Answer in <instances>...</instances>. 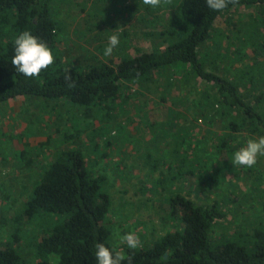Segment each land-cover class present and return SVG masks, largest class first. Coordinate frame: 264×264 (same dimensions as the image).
<instances>
[{
	"label": "rangeland",
	"instance_id": "rangeland-1",
	"mask_svg": "<svg viewBox=\"0 0 264 264\" xmlns=\"http://www.w3.org/2000/svg\"><path fill=\"white\" fill-rule=\"evenodd\" d=\"M174 2L151 8L143 0H53L59 51L66 62L85 67L164 47ZM113 33L120 44L105 57ZM198 54L255 104L252 98L264 92V5L224 11ZM214 92L211 83L171 66L122 81L119 96L100 106L36 96L0 103V240L6 241L11 215L61 149H78L90 170L106 177L107 223L114 247L123 253L127 246L117 232H135L148 246L172 228L166 200L177 192H188L198 204L218 203L224 216L213 224L214 239L264 228V156L251 168L232 163L248 139L264 134L251 132L247 119L240 126L244 119L237 111L226 115L221 100L208 98ZM254 106L264 115V98ZM232 120L241 128H227ZM23 244L22 255L35 264Z\"/></svg>",
	"mask_w": 264,
	"mask_h": 264
},
{
	"label": "trees",
	"instance_id": "trees-1",
	"mask_svg": "<svg viewBox=\"0 0 264 264\" xmlns=\"http://www.w3.org/2000/svg\"><path fill=\"white\" fill-rule=\"evenodd\" d=\"M52 1L0 0V103L36 96L62 98L78 106H100L119 96L122 81L141 79L153 69L182 66L215 87L208 98L214 95L213 100H221L228 109L227 114H219L237 111L244 119L240 126H245L247 119L251 132L264 134V115L254 106L264 98V92L255 95V104H250L251 99L246 100L236 83L209 70L198 54L200 44L209 38L215 20L224 11L240 5H264V0H239L222 12L211 10L206 0H175L164 47L138 49L113 65L101 62L85 67L63 59ZM24 30L43 41L55 57V63L37 78H26L11 63L14 39ZM240 126L232 120L227 128L234 131ZM182 173L180 168L176 175ZM198 187L204 189L201 184ZM166 201V219L172 228L148 246L127 248L122 264H129L128 257L130 264H264V228L214 239L213 224L224 216L216 201L198 204L188 192L169 194ZM110 210L106 177L91 171L78 149H61L11 215L8 237L0 240V264H30L22 255V241L33 252L35 264H50L51 255L59 257L58 264H97L96 243H103L113 253L118 251L107 223Z\"/></svg>",
	"mask_w": 264,
	"mask_h": 264
},
{
	"label": "clouds",
	"instance_id": "clouds-1",
	"mask_svg": "<svg viewBox=\"0 0 264 264\" xmlns=\"http://www.w3.org/2000/svg\"><path fill=\"white\" fill-rule=\"evenodd\" d=\"M143 3L151 8H157L171 5L172 0H143ZM237 3H239V0H206L207 6L217 12H222L229 4L236 5ZM119 44V34L113 33L108 37L103 55L110 57ZM14 45V55L11 58V63L16 71L26 78L39 77L42 71L55 63V57L51 49L29 30H24L18 34L14 39ZM71 86L69 84V87ZM261 156H264V136L248 139L245 146L234 152L232 163L236 166L251 168L255 166L258 157ZM116 235L119 237L120 242L129 249L135 250L142 247V241L135 232L125 233L123 236H120L117 232ZM94 255L97 258V264H122L126 259L122 251L113 253L103 243H96ZM127 259L130 264L131 257ZM58 262L59 257L50 260V264H58Z\"/></svg>",
	"mask_w": 264,
	"mask_h": 264
}]
</instances>
